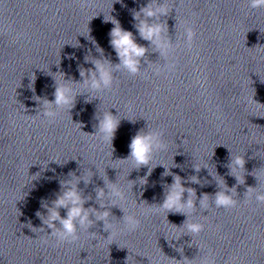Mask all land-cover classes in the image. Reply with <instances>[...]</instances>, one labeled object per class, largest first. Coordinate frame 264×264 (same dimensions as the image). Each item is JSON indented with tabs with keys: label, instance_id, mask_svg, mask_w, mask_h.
Segmentation results:
<instances>
[{
	"label": "clouds",
	"instance_id": "1",
	"mask_svg": "<svg viewBox=\"0 0 264 264\" xmlns=\"http://www.w3.org/2000/svg\"><path fill=\"white\" fill-rule=\"evenodd\" d=\"M248 6L251 9H264V0H248ZM172 10L173 8L167 5L166 0L164 2H161V0H148L146 6H142L138 11L134 10L132 13L133 20L135 21L134 27L140 38L149 42L154 52H158L160 58L164 60L162 65L155 68V75L172 72L176 68L175 62L170 61L169 58L176 51L177 44L175 41L173 42L169 35L166 21H162L161 19L162 17H167ZM104 22H111L113 24L108 34L110 37L109 43L115 51L119 62L113 63L109 58L105 57L103 48L91 37L89 29L88 34L83 36L91 40L96 47V51L100 53L99 58H94L90 54L85 55V63H91L93 67L86 69L83 66H78L81 81L65 79V74L60 72L62 81L54 78L53 100H49L46 97L33 96V99L38 104L36 109L37 114L42 115L49 123H55L62 112L66 111L70 114L71 110L75 108L78 95L111 91L115 83L116 72H126L129 76L142 74V60L146 58L149 48L137 43L133 33L123 29L119 20L114 17L111 16V19H105L104 17ZM195 37L196 32L193 25L186 23L183 34L184 45L191 49ZM68 58L73 59L74 57L73 55H69ZM35 79L36 77L31 79L29 84V88L33 93H35ZM76 86H79L83 91H77ZM86 102H90V100L86 99ZM95 119L98 120V124L94 125L96 130L91 136L101 142L110 144L112 155L115 151L112 142L121 119L118 118V115H113L109 109L98 112L95 115ZM78 124L81 125V130L83 125L81 123ZM128 147V157L118 160L130 161L133 165L132 170H139L142 166L148 168L146 175L138 180V183L143 186L147 184V178L151 175L154 168L158 165L163 166L161 164L153 166L152 162L157 153L167 150L168 145L164 140V131L149 128L147 125L146 130L140 129L132 136ZM245 164L244 156L237 155L233 157L231 155L230 162L227 165L230 169L229 174L236 178L238 184L245 183L244 177L241 180L235 173L240 169L245 170ZM163 167L165 171L162 173V176H172V183L163 185L162 203L149 205L146 201L144 202L149 206L148 211L166 213V219L169 213L180 214L186 217L183 224L179 227L171 224L177 228L184 229V232L180 236L172 240H179L183 235H190L193 238V236H198L204 230L202 223L191 219L197 209L205 211L210 206H214L217 209L223 208L228 210L237 207L240 202L237 198L236 187L229 188L223 179L222 185L217 183L219 190L214 194L203 193L201 195L199 207H197L196 190L192 187H185L183 178L180 175L172 173L170 171L171 167ZM173 167L180 166L174 164ZM193 167L196 172H199L201 169L196 166ZM253 172L251 175H253ZM35 176L38 177L39 173ZM68 176L70 177L69 179L60 181V191L56 193L55 199L51 200L50 203H42L41 206L45 209V212H36V216L41 220L42 226L36 228L32 227L30 222L28 223L27 227L32 232L36 233L39 230L54 238L57 243L63 244L79 241L82 232H86L89 236L95 238L98 234L89 230L98 221L103 222V230L109 233L106 240L112 239L119 231L135 232L140 229L141 221L136 213L120 207L121 202H126L128 199L127 191L123 186L117 182L110 181L108 177L106 180L100 176L104 181L105 187H96L94 189L96 193L95 203L99 205V209L92 206L85 207V204L92 201L93 197L91 194L85 196L83 190L78 185L81 181L84 182L85 186L90 184L93 172L91 171L81 176H77L75 172H69ZM253 176L256 177L255 175ZM189 180L191 183L201 184L197 176H191ZM128 181L130 182V190L132 191L136 181ZM185 193H187L186 199ZM253 199L257 204L264 205V190H260L258 187H247L244 194V202L249 203ZM139 204L136 200L135 205ZM112 207H119L123 212L122 218L118 219L122 222V226H117L113 223L111 218L115 216L111 212ZM61 209L66 210L65 216H61ZM45 228L51 230L50 234L45 231ZM42 242L47 243V239H43ZM177 251L181 253L182 259L177 260L168 257L172 264H193L196 257L189 259L187 256H183V247L178 248ZM151 264H159V262H151ZM199 264H215V257L211 250L200 259Z\"/></svg>",
	"mask_w": 264,
	"mask_h": 264
}]
</instances>
